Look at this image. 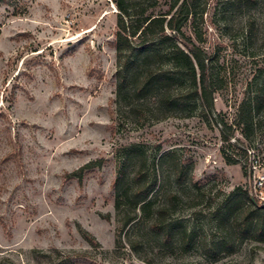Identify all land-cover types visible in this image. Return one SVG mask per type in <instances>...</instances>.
<instances>
[{
  "label": "rangeland",
  "instance_id": "obj_1",
  "mask_svg": "<svg viewBox=\"0 0 264 264\" xmlns=\"http://www.w3.org/2000/svg\"><path fill=\"white\" fill-rule=\"evenodd\" d=\"M237 1L189 0L183 31L211 60L209 78L224 82L205 116L165 119L153 101L141 116L119 110L113 0H25L21 15L0 1V264H39L35 251L66 264H264L263 243L219 224L239 187L264 203V108L253 106L254 129L243 126L264 81V0ZM144 3L157 15L173 2ZM134 145L156 185L149 215L180 198L168 245L140 206L116 210L120 159ZM241 206L236 217L247 199ZM227 232L235 252L210 256Z\"/></svg>",
  "mask_w": 264,
  "mask_h": 264
},
{
  "label": "trees",
  "instance_id": "obj_2",
  "mask_svg": "<svg viewBox=\"0 0 264 264\" xmlns=\"http://www.w3.org/2000/svg\"><path fill=\"white\" fill-rule=\"evenodd\" d=\"M0 1L13 7L16 15H21L22 13L18 12L25 10V4H20L25 0ZM113 1L120 16L119 30L114 43L118 62L116 80L119 110L126 109L130 115L141 116L145 113V104L153 101L158 107L161 119L185 113L190 118L198 111L200 116H205L207 110L211 109L212 105L210 106L209 102H212L213 94L219 89L217 85L224 82V79L212 80L214 76L209 73L211 60L207 58L203 48L194 43L183 31L189 16V0H172L169 10L157 15L155 11L148 13L147 7L141 8L146 4L144 2L149 0ZM256 2L239 0L234 6L242 9ZM152 8H156V4H153ZM209 75L212 77L209 78ZM253 106H257L259 111L264 108V81L258 90L255 102L252 106L249 105V110H246L247 118L243 119L246 130L256 127L252 116ZM221 123L225 128L228 127L224 122ZM225 142L228 140L225 139ZM170 155L171 153H165V156ZM121 157L118 178L114 183V188L117 190L116 210L121 211L122 207L132 206L136 212L140 206L142 216L150 220L151 232L159 236L167 245L170 244L179 230L167 224L166 219L172 211L174 202L179 201L180 198L176 194L170 195L169 205L157 207L150 216L156 185L146 180L145 170L148 160L144 148L134 145L126 149ZM228 162L235 163L231 159ZM95 164L92 163L86 168L90 170ZM186 178L184 173H180V181L184 182ZM245 199L249 203V208L242 213V218L236 217L237 212L242 210L241 204ZM220 217L222 218L219 222L220 226L226 227L231 222L239 235L252 236L257 242L264 244V203L256 200L251 189L244 193L242 187H239L237 193L226 202ZM133 218H128L125 226L132 223ZM81 233L91 246H99L96 239L88 232L81 231ZM230 234L227 232L212 249L207 250L210 256L220 257L222 254L230 255L235 252L236 239ZM182 236L184 242L187 236L185 230ZM53 254L57 255V259H63L59 251L55 250ZM34 256L39 264L43 261L44 264H66L69 259L65 258L64 262L57 261L59 262L57 263L50 254L40 251H35Z\"/></svg>",
  "mask_w": 264,
  "mask_h": 264
},
{
  "label": "built area",
  "instance_id": "obj_3",
  "mask_svg": "<svg viewBox=\"0 0 264 264\" xmlns=\"http://www.w3.org/2000/svg\"><path fill=\"white\" fill-rule=\"evenodd\" d=\"M263 186H264V184L263 183H260V188L259 189H262Z\"/></svg>",
  "mask_w": 264,
  "mask_h": 264
}]
</instances>
